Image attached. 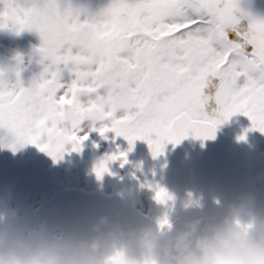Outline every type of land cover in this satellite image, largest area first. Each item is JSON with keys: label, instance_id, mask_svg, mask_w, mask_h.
<instances>
[{"label": "snow or ice", "instance_id": "snow-or-ice-1", "mask_svg": "<svg viewBox=\"0 0 264 264\" xmlns=\"http://www.w3.org/2000/svg\"><path fill=\"white\" fill-rule=\"evenodd\" d=\"M0 29L35 30L43 65L27 86L18 69L12 84L0 70V128L13 149L30 143L54 159L66 145L79 152L88 127L123 137L129 151L143 140L155 158L188 135L213 138L237 113L264 134V18L237 0H108L94 13L67 0H0ZM125 157L106 155L97 179Z\"/></svg>", "mask_w": 264, "mask_h": 264}, {"label": "clouds", "instance_id": "clouds-1", "mask_svg": "<svg viewBox=\"0 0 264 264\" xmlns=\"http://www.w3.org/2000/svg\"><path fill=\"white\" fill-rule=\"evenodd\" d=\"M176 203L155 216L101 212L83 223L30 221L0 210V264H142L146 257L153 264H264V208L251 193L212 197L223 209L218 216L205 212L201 196L181 203L196 214L178 219Z\"/></svg>", "mask_w": 264, "mask_h": 264}, {"label": "flooded vegetation", "instance_id": "flooded-vegetation-1", "mask_svg": "<svg viewBox=\"0 0 264 264\" xmlns=\"http://www.w3.org/2000/svg\"><path fill=\"white\" fill-rule=\"evenodd\" d=\"M64 2L65 0H60L62 5ZM67 2L94 13L105 6L108 0ZM237 4L241 10L252 16L264 18V0H237ZM83 18L82 15L81 19ZM241 23L243 27H247V20ZM230 36L234 34L230 33ZM39 44L40 38L35 30L25 29L17 34L10 29H0V70L4 71L9 84L15 83L16 80L13 69L19 70L20 80L24 86L42 71L43 65L38 63L39 55L35 52ZM17 56L21 57L19 63L16 60ZM204 93L212 97L215 88L210 85ZM216 108L215 101L210 99L205 104L204 111L213 116ZM236 120H242L251 127L249 119L237 113L219 124L217 128ZM85 132L88 138L82 142L79 152L71 151V145H66V150L54 159L30 143L16 144L14 149L9 147L12 142L11 134L0 128V210L15 212L30 221L46 220L55 209L58 194L67 189L111 195L118 185L128 180L134 182L137 197L133 205L138 212L148 216L162 214L164 209L156 198L161 186L152 180V170L162 159L170 155L172 143H166L162 154L154 158L148 144L143 140L134 141L129 151L127 141L123 137L113 139L112 132L106 133V138H102L96 131L84 127L79 135H84ZM254 132L258 138L261 163L251 174L253 196L257 206L264 208V134L257 130ZM117 150L126 153V162L123 166L121 160L108 162L109 171L97 179L93 171L94 166L106 155ZM136 164L140 165V171L132 167ZM200 169L204 171L203 167ZM163 222H166V217Z\"/></svg>", "mask_w": 264, "mask_h": 264}, {"label": "water", "instance_id": "water-1", "mask_svg": "<svg viewBox=\"0 0 264 264\" xmlns=\"http://www.w3.org/2000/svg\"><path fill=\"white\" fill-rule=\"evenodd\" d=\"M250 128L244 121L236 120L216 127L211 139L201 140L188 135L172 144L170 155L152 170V180L166 194L159 200V205L165 210L176 201V217L187 219L196 213L181 209L180 204L202 196L205 212L218 216L223 209L212 204V197L227 201L243 192L254 195L251 174L260 166L261 158L257 135ZM241 136L244 139H239ZM135 190L134 182L128 180L118 185L111 195L67 189L58 194L55 209L46 220L83 223L98 213L115 211L135 220L138 212L133 205L137 197ZM133 251L139 254L137 250ZM142 264H153V261L146 257Z\"/></svg>", "mask_w": 264, "mask_h": 264}]
</instances>
